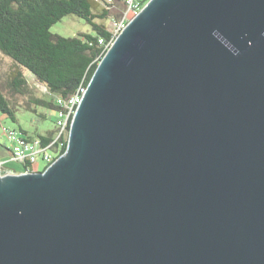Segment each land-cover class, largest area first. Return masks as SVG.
<instances>
[{
    "label": "water",
    "instance_id": "1",
    "mask_svg": "<svg viewBox=\"0 0 264 264\" xmlns=\"http://www.w3.org/2000/svg\"><path fill=\"white\" fill-rule=\"evenodd\" d=\"M0 264H264V0H150L0 178Z\"/></svg>",
    "mask_w": 264,
    "mask_h": 264
},
{
    "label": "trees",
    "instance_id": "2",
    "mask_svg": "<svg viewBox=\"0 0 264 264\" xmlns=\"http://www.w3.org/2000/svg\"><path fill=\"white\" fill-rule=\"evenodd\" d=\"M122 1L117 3L120 11ZM149 1H144L143 6ZM69 15L85 20L94 33H81L76 37L52 33V26ZM111 16L107 5L95 0H0V53L15 65L8 82L11 95L29 92L23 69L44 85L50 95L47 99L34 98L31 103L58 113L62 109L58 98L69 101L81 87L89 85L106 53L100 40L107 43L112 36ZM36 107L31 110L35 111ZM16 111L0 86V113L16 122ZM39 116L47 119L46 113ZM19 131L30 139L38 137L43 145H47L57 132L56 121L55 129L46 134L29 135L23 129ZM66 151L67 144L59 151L58 157ZM23 165L25 171L29 170L28 163Z\"/></svg>",
    "mask_w": 264,
    "mask_h": 264
},
{
    "label": "built area",
    "instance_id": "3",
    "mask_svg": "<svg viewBox=\"0 0 264 264\" xmlns=\"http://www.w3.org/2000/svg\"><path fill=\"white\" fill-rule=\"evenodd\" d=\"M95 1L107 5V8L112 12L110 19L111 23L109 24V27L112 30L111 39L107 43H105L102 39L100 40V43L105 45L104 51L107 52L128 24L140 14L145 6H143V2L146 0H123V9L121 11L117 6L118 0ZM115 15L117 16L116 18ZM85 92L86 88L81 87L78 90V93L75 94L69 101L58 98V104L62 106V109L57 113V132L53 140L47 145H43L42 141L38 137L30 139L24 136L19 130L3 128L9 141L13 143L12 149H9L10 159L22 164L28 163L30 165L29 170L22 173L40 172L36 170V166L39 161H43L45 163L44 171L56 162L59 158V151L66 144L68 146L71 123L76 113L77 106L81 103ZM22 173H18L8 168L7 162L0 160V178Z\"/></svg>",
    "mask_w": 264,
    "mask_h": 264
},
{
    "label": "rangeland",
    "instance_id": "4",
    "mask_svg": "<svg viewBox=\"0 0 264 264\" xmlns=\"http://www.w3.org/2000/svg\"><path fill=\"white\" fill-rule=\"evenodd\" d=\"M111 21H109V24ZM52 33L59 34L64 37H76L81 33H94L91 26L83 19L69 15L64 17L60 22L56 23L51 28ZM15 69L13 61L0 53V86L3 89L4 95L12 101L17 108L16 116L17 121L13 122L10 117L0 113V149L8 148L12 149L13 143H11L5 133L4 129L20 130L23 129L29 135L46 134L49 131L55 129V121L57 119V113L50 111L44 107H36L31 100L34 98H49L48 89L39 83L33 75L22 69L24 75L28 80L29 92L25 95H11L8 87L10 74ZM30 105V106H29ZM35 108V111L31 108ZM46 113L47 119H42L39 114ZM3 161L9 163V167L17 169L19 173L23 172L22 163L9 159H3ZM45 163L39 161L36 166L37 171H44Z\"/></svg>",
    "mask_w": 264,
    "mask_h": 264
},
{
    "label": "crops",
    "instance_id": "5",
    "mask_svg": "<svg viewBox=\"0 0 264 264\" xmlns=\"http://www.w3.org/2000/svg\"><path fill=\"white\" fill-rule=\"evenodd\" d=\"M9 158H10V152H9L8 148L0 149V160L9 159ZM7 166H8V168H10L14 171L17 170L16 168L13 169V168L9 167V163L7 164ZM22 168H23V171H25L23 164H22ZM16 172H18V171H16Z\"/></svg>",
    "mask_w": 264,
    "mask_h": 264
}]
</instances>
